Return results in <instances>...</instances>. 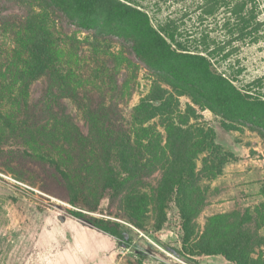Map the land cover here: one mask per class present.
Returning a JSON list of instances; mask_svg holds the SVG:
<instances>
[{"label":"rangeland","instance_id":"374dc122","mask_svg":"<svg viewBox=\"0 0 264 264\" xmlns=\"http://www.w3.org/2000/svg\"><path fill=\"white\" fill-rule=\"evenodd\" d=\"M129 1L147 12L155 29L169 27L174 41L168 43L183 49L176 55L154 54L116 21L80 26L55 6L57 0L48 7L43 0H0V264H233L220 255L191 256L182 247L174 202L160 230L153 227L149 212L141 231L116 218L124 215V193L101 194L93 170L80 171L73 133L88 132L83 106L102 107L109 119L124 122L158 84L179 101L177 113L188 125L211 128L215 144L232 156L220 175L201 183L210 189L195 232L202 233L214 217L234 212L240 219L249 213L248 225L258 236L251 256L264 259V140L256 130L264 132V109L224 99L217 90L203 91L186 58L187 53L199 54L211 74L223 76L242 94L250 89L264 96V0L249 11L255 10L258 28L253 30L251 23V32L241 34L232 25L222 26L228 16L223 9L201 20L200 0ZM38 27L53 53L51 66L42 72V55L31 51L40 39ZM58 60L64 68L71 65L75 74L74 79L64 77L71 87L64 92L56 88L63 81L48 75ZM257 78L261 81L254 83ZM147 124L165 135L158 117ZM159 178L155 171L136 182L138 196L150 195ZM77 195L85 199L86 209L69 202ZM73 211L121 222L128 244Z\"/></svg>","mask_w":264,"mask_h":264},{"label":"trees","instance_id":"16d2710c","mask_svg":"<svg viewBox=\"0 0 264 264\" xmlns=\"http://www.w3.org/2000/svg\"><path fill=\"white\" fill-rule=\"evenodd\" d=\"M57 1L58 4L55 6L61 7L64 13L70 19H75L80 26L91 27L90 23L96 25L102 19L108 24L119 22L122 25L121 31L129 33L142 47L154 54L165 51L176 55L177 49L180 51L184 47L182 44L168 43V39L174 41L169 27L161 26L159 29L152 27L147 12L129 0ZM43 2L45 7L54 5L51 0ZM257 2L258 0H200L197 8L201 20L216 16L223 9L224 14L228 16L225 15L222 26L226 28L232 25L235 33L241 34L251 32L247 30L251 23L253 30L258 28L259 22L254 21L255 10L249 12L258 4ZM109 31L114 33L113 30ZM35 35H40V39L34 41L31 51L42 55L43 62L40 63L38 71L42 72L51 66L53 53L43 31L39 29ZM117 35H120L119 32ZM186 58L191 63L188 70L191 69V73H196L200 77L198 82L203 91L217 90L216 93L224 99L231 97L239 103L244 102V105L264 109V96L250 89H242L244 91L242 94L240 89L234 87L223 76L211 74L205 57L187 53ZM191 60H195V63L193 64ZM58 63L59 60L48 75L53 81L56 75L63 81V87L56 88L57 91L64 92L71 89L70 84L65 82H68L67 79H74L75 74L71 65L64 68ZM201 66L205 70L203 73L200 72ZM260 81L261 78H257L254 83ZM48 92L50 95L53 94L51 87ZM192 99L194 103H198L196 98ZM178 106L179 101L173 99V95L159 84L153 87L149 98L132 107L129 119L124 122L109 119L102 107L91 109L88 105L83 106L88 119V132L86 135L78 130L73 133L75 155L80 162V171L85 167H88V171L93 170L96 187L98 186L101 194L107 193L117 197L124 193L126 198L124 215L120 217L117 214L116 218L121 220L125 218L135 228L144 231L146 226L144 218H147V213L152 212L153 227L160 230L165 220V211L174 202L181 218L182 247L186 248L191 256L220 255L233 264H264V259L251 256L253 247L258 244V236L248 225L251 218L249 213L240 219L234 212L214 217L209 221L211 225L209 224L202 233L195 232V219L205 206L210 189L201 183L220 175L223 166L232 156L215 144L211 128L201 124L195 127L188 125L185 117L177 113ZM47 109L50 114L51 107L48 106ZM189 111L194 112L190 107ZM175 115H179L178 120ZM154 117H158L164 127V136L156 127L147 124ZM256 130L264 140L263 130L261 128ZM200 155L203 156L201 166L198 167L196 162ZM155 171L160 172L156 186L151 189L150 195L144 194L139 197L134 187L136 182L140 183L143 178ZM69 202L81 209L87 207L85 199L80 195ZM73 213L80 219L88 217L93 226L115 237L120 243L128 244L121 231V222L89 217L80 211ZM219 233L223 235L222 239H219Z\"/></svg>","mask_w":264,"mask_h":264}]
</instances>
